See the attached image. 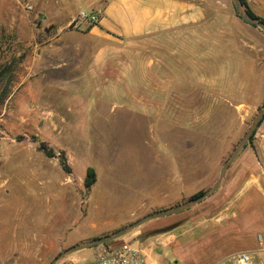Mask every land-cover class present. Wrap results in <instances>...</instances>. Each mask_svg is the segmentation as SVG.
Returning <instances> with one entry per match:
<instances>
[{"label":"rangeland","instance_id":"obj_1","mask_svg":"<svg viewBox=\"0 0 264 264\" xmlns=\"http://www.w3.org/2000/svg\"><path fill=\"white\" fill-rule=\"evenodd\" d=\"M202 3L204 22L218 27L220 38L253 43L255 37L246 29L262 35L260 29L238 17L232 0ZM81 13L99 18L98 11L78 9L77 23H89L78 22ZM35 21L42 22L40 18ZM52 30L49 26L22 38L45 42L51 39ZM19 38L16 31L0 30V264H52L72 247L109 236L154 212L184 204L198 192L206 193L262 107L247 119L236 118L233 125L231 115L220 112L217 140L203 134L206 128L199 122L207 113L202 112L187 114L188 119L196 117L197 121L185 135L166 137L156 118L148 119L126 109L112 111L106 118L98 115L96 103L93 111L74 97L56 95L53 103H48L45 100L50 97L25 94V87L34 83L28 71V66L33 67L34 48H20L16 42ZM21 51L24 53L19 58ZM10 68L16 70L13 82ZM253 132L255 136L257 128ZM252 138L245 144L250 151ZM41 143L52 151V157L39 150ZM172 155H184L181 164L187 168L216 167V172L211 176H188V191H172V187L162 185L168 177L160 172L174 168L179 161V157L172 160ZM234 162L228 169L244 163L240 165V159ZM88 168L94 170L95 182L86 190ZM231 174L229 171L227 178H233ZM221 190L226 191L224 186ZM220 192L218 188L213 197L187 211L148 221L108 243L127 242L143 254H161L164 264H210L224 253L218 226L180 225L190 218L223 214L224 206L212 202ZM230 206L234 209V203ZM172 233L177 240L168 249L167 239ZM256 238L259 241V235ZM101 245L71 253L55 264L75 260L90 264ZM234 248L238 249L236 244L228 246L227 251ZM251 264H262V257L253 256Z\"/></svg>","mask_w":264,"mask_h":264},{"label":"crops","instance_id":"obj_2","mask_svg":"<svg viewBox=\"0 0 264 264\" xmlns=\"http://www.w3.org/2000/svg\"><path fill=\"white\" fill-rule=\"evenodd\" d=\"M246 1L252 15L264 20V0ZM24 2L31 5V12L24 9ZM202 2L0 0V30L16 31L20 48H34L33 67L28 66L34 83L25 87V94L50 97L45 100L48 103H53L56 95L74 97L93 111L98 104V115L106 118L117 109L156 118L166 137L185 135L188 127L196 126V117L189 115L188 119V113H207L199 122L206 128L203 134L217 140L220 112L230 114L233 125L236 118L247 119L264 106V32L261 35L246 29L255 37L253 43L220 38L219 28L204 22ZM78 9L98 11V22L77 23ZM37 18L42 22L37 23ZM49 26H53V33L45 42L22 38ZM73 60L76 62L71 63ZM15 73L10 68L11 82ZM256 128L251 151L245 145L233 161L244 163L227 168L219 186L221 192L212 199L224 206V213L190 218L180 225L218 226L224 253L210 264L226 262L242 252L251 258L262 257L264 264V118ZM171 158L177 160L173 155ZM178 159L174 168L160 171L168 177L162 185L172 187V191H188V176L216 172V167L187 168L181 164L184 155ZM229 171L233 178H227ZM233 203L234 209L230 206ZM176 240L172 233L167 239L168 249ZM235 244L238 249L227 251ZM144 255L147 264H164L161 254L146 251Z\"/></svg>","mask_w":264,"mask_h":264},{"label":"water","instance_id":"obj_3","mask_svg":"<svg viewBox=\"0 0 264 264\" xmlns=\"http://www.w3.org/2000/svg\"><path fill=\"white\" fill-rule=\"evenodd\" d=\"M232 3H233L234 9H235L238 17L244 23H246L247 25H250L252 27L258 28L262 32H264V23L248 16V14L241 7L239 0H232ZM262 118H264V106L261 107L260 111L257 113L254 120L252 121L249 129L247 130V132L244 134V136L240 140L238 146L234 149L231 156L229 157L227 162L224 164V166L220 170L219 178L217 179V181L215 182V184L213 185V187L209 191H207L206 193H204L203 195H201L199 197H196L194 199H190L189 201L185 202L184 204L178 205V206L170 208V209L154 212V213L144 217L143 219H141L135 223H132L126 227H123L122 229H119L118 231L114 232L113 234H111L109 236H106V237L101 238V239H96L90 243L83 244L81 246L72 247L71 249H69V250L65 251L64 253H62L61 255H59V257L52 264H55L59 259L65 257L71 253L81 251V250H85V249H88L90 247L98 246V245H101L104 243H108V242L117 240V239L125 236L126 234H128L129 232L134 230L135 228L143 225L144 223H146L148 221L158 219V218H162V217H166V216H170V215H174V214L180 213L182 211H185V210L191 208L192 206H194L195 204L200 203L205 198L211 196L219 188L221 181H222V178H223V175H224V172L226 171L228 166L234 161V159L239 154V152L243 149L245 144L248 142V140H249L250 136L252 135L254 129L257 127L258 123L261 121Z\"/></svg>","mask_w":264,"mask_h":264},{"label":"built area","instance_id":"obj_4","mask_svg":"<svg viewBox=\"0 0 264 264\" xmlns=\"http://www.w3.org/2000/svg\"><path fill=\"white\" fill-rule=\"evenodd\" d=\"M23 7L27 12L32 11L31 5L26 2L23 3ZM77 20L78 22L88 21L93 24L98 22V17L81 13ZM251 261L250 254L242 252L231 256L226 262L219 264H251ZM67 264H80V261L75 260ZM90 264H147V261L142 250L130 243L120 242L117 244L107 243L97 247Z\"/></svg>","mask_w":264,"mask_h":264},{"label":"trees","instance_id":"obj_5","mask_svg":"<svg viewBox=\"0 0 264 264\" xmlns=\"http://www.w3.org/2000/svg\"><path fill=\"white\" fill-rule=\"evenodd\" d=\"M240 1H241L242 5L246 8V13L248 14V16H250L253 19L259 20L262 23H264V20L259 19V18H255L252 15V13L250 12L249 8L247 7V3L244 0H240ZM253 135H254V132L250 136V139L252 138ZM39 150L44 152L47 156H51V157L53 156L52 151L46 149L45 145L42 144V143L39 145ZM94 182H95V172H94V170L92 168H88L86 170L85 179H84V187H85V189L88 190L89 188H91L93 186ZM201 195H203V192H198L191 199H194V198L199 197Z\"/></svg>","mask_w":264,"mask_h":264}]
</instances>
